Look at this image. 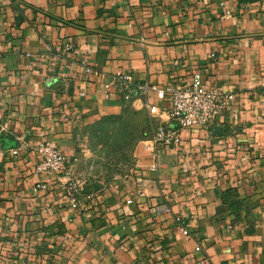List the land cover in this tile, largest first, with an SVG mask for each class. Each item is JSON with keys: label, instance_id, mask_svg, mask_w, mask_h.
<instances>
[{"label": "crops", "instance_id": "crops-1", "mask_svg": "<svg viewBox=\"0 0 264 264\" xmlns=\"http://www.w3.org/2000/svg\"><path fill=\"white\" fill-rule=\"evenodd\" d=\"M119 71L159 91L124 100ZM197 71L234 96L213 126L145 132L131 172L92 180L83 130L126 109L173 126L167 88ZM46 141L79 209L35 173ZM0 264H264V0H0Z\"/></svg>", "mask_w": 264, "mask_h": 264}, {"label": "built area", "instance_id": "built-area-1", "mask_svg": "<svg viewBox=\"0 0 264 264\" xmlns=\"http://www.w3.org/2000/svg\"><path fill=\"white\" fill-rule=\"evenodd\" d=\"M211 56L214 57V55ZM84 67L87 73L94 77L99 76V72L92 67L85 64ZM202 74L201 71L195 72L191 84H173L167 88L172 98L168 115L173 126L159 125L154 127L152 138L154 142L163 143L166 146L179 145L182 141L183 132L209 129L217 117L233 102V95L225 94L217 86L211 85L209 79L204 81ZM111 86L116 88L124 100H131L136 94L159 91L157 86L135 83L131 74L121 71L113 75L111 83L105 84L106 89ZM148 111L149 114L155 115L157 114V107L149 105ZM33 151L37 155L35 173L53 177L59 181L70 206L79 209L82 181L75 176L71 160L51 141L38 144L33 148ZM12 154L18 155V149H13ZM49 188L50 185L46 182H38L34 186L36 191H45ZM184 234H190L187 228H184Z\"/></svg>", "mask_w": 264, "mask_h": 264}, {"label": "rangeland", "instance_id": "rangeland-1", "mask_svg": "<svg viewBox=\"0 0 264 264\" xmlns=\"http://www.w3.org/2000/svg\"><path fill=\"white\" fill-rule=\"evenodd\" d=\"M152 127L150 115L126 109L85 128L78 142L88 161L90 178L110 181L131 172L139 142L145 132L153 133Z\"/></svg>", "mask_w": 264, "mask_h": 264}, {"label": "water", "instance_id": "water-1", "mask_svg": "<svg viewBox=\"0 0 264 264\" xmlns=\"http://www.w3.org/2000/svg\"><path fill=\"white\" fill-rule=\"evenodd\" d=\"M5 144H9V142L7 140L4 141Z\"/></svg>", "mask_w": 264, "mask_h": 264}, {"label": "trees", "instance_id": "trees-1", "mask_svg": "<svg viewBox=\"0 0 264 264\" xmlns=\"http://www.w3.org/2000/svg\"><path fill=\"white\" fill-rule=\"evenodd\" d=\"M153 128V127H152Z\"/></svg>", "mask_w": 264, "mask_h": 264}]
</instances>
